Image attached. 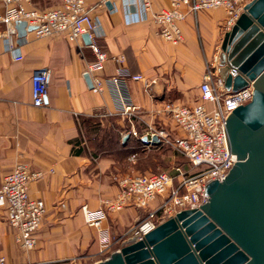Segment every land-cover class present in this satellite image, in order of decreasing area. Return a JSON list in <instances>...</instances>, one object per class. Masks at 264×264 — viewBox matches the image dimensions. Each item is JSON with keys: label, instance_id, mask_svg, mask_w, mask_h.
<instances>
[{"label": "crops", "instance_id": "0c3cea01", "mask_svg": "<svg viewBox=\"0 0 264 264\" xmlns=\"http://www.w3.org/2000/svg\"><path fill=\"white\" fill-rule=\"evenodd\" d=\"M30 1L38 9L61 2ZM86 1L100 21L94 42L107 56L95 72L103 81L101 92L92 91L93 74L87 73L91 87L84 78L96 56L82 36L73 42L61 34L39 38L24 26L18 34L26 35L28 41L19 50L6 51L0 40V186L4 174L17 162H26L30 170L42 173L30 182L29 195L43 200L46 207L31 250L16 244L14 230L0 208V258L6 264H64L73 259L92 264L125 244L124 228L142 219L138 211L143 208L102 210L100 200L118 191L113 176L119 173L114 172L115 151L103 148L100 133L112 127L119 132L122 145L118 151L135 149V142L145 148L144 155L165 146V171L174 173L181 154L161 142L158 134L174 138L179 132L172 121V127L168 126L162 105L195 102L205 58L218 49L225 32V11L207 9L180 23L184 40L173 45L158 36L157 24L140 12L139 0H107L111 7L106 2L99 6V0ZM166 6L168 0H151L153 10ZM17 54L18 60L14 59ZM44 68L49 71L47 95L44 106L36 107L31 101L30 77ZM120 69L121 88L111 81ZM135 75L141 78L134 79ZM123 103L133 112H119ZM168 128L178 134L170 137ZM150 132H156V143L143 141ZM106 138L112 141L109 135ZM84 205L92 217L100 218L99 228L86 223Z\"/></svg>", "mask_w": 264, "mask_h": 264}, {"label": "built area", "instance_id": "2783aa9c", "mask_svg": "<svg viewBox=\"0 0 264 264\" xmlns=\"http://www.w3.org/2000/svg\"><path fill=\"white\" fill-rule=\"evenodd\" d=\"M107 0H99L104 5ZM249 0H168V6L153 10L151 0H139V10L157 24L158 36L173 45L183 40L181 22L188 16L196 18L200 11L222 8L225 11L224 31L229 30ZM0 40L8 52H14L24 45L26 35L18 34L16 24L25 22V28L32 26L36 37H48L61 34L69 41H78L83 34H88L89 46L95 53L96 60L87 65L86 73L91 76L92 91L101 92L102 79L95 74L107 56L100 51L94 42L100 27L98 16L90 13L86 0H61L60 4L48 9H38L30 0H0ZM142 18L141 14H135ZM219 46L210 58H205L204 74L198 86L199 94L193 104L177 101H166L162 111L174 123L179 134L169 138L167 134H158L159 140L171 145L187 161L188 169L173 166L174 173L161 170L147 173H124L114 175L118 191L111 198L101 199L103 211L119 212L126 207L146 209L144 218L129 230L124 239L127 244L142 238L165 219L177 212L190 208H200L199 203L207 201L204 192L205 184L210 180H222L234 164L235 154L231 153L226 134L225 117L237 106L248 102L252 96L253 86L236 91L228 90L221 79L219 68ZM15 55L14 59H20ZM121 58V56H120ZM229 68V72L234 71ZM118 76L111 81L119 88L123 80ZM134 79L141 75L132 76ZM31 101L36 107L44 106L48 81V69L36 70L30 77ZM125 102V97L122 99ZM123 114H130L133 108L123 103L120 109ZM144 136L151 143L153 134ZM40 171H32L26 162L19 161L4 174L0 186V208L5 210V220L14 230L16 244L22 250H31L36 245L35 233L39 229L46 207L41 199L29 195V184L40 177ZM85 221L88 225L99 228L100 218L92 217L86 205L82 206ZM102 250V249H101ZM0 264H6L0 258Z\"/></svg>", "mask_w": 264, "mask_h": 264}, {"label": "water", "instance_id": "95a60500", "mask_svg": "<svg viewBox=\"0 0 264 264\" xmlns=\"http://www.w3.org/2000/svg\"><path fill=\"white\" fill-rule=\"evenodd\" d=\"M24 26L17 22L18 32ZM82 38L90 44L88 34ZM218 57L226 89L253 86L250 100L225 117L236 161L222 180L205 184L208 200L200 208L177 212L92 264H264V0L245 4L224 32Z\"/></svg>", "mask_w": 264, "mask_h": 264}, {"label": "rangeland", "instance_id": "374dc122", "mask_svg": "<svg viewBox=\"0 0 264 264\" xmlns=\"http://www.w3.org/2000/svg\"><path fill=\"white\" fill-rule=\"evenodd\" d=\"M168 119V126L172 127L171 125V120L167 116ZM168 130L171 131V128H168ZM101 132V139H100V144L103 146L104 149L106 150H114L115 151V159L117 160V166L114 169L115 173L119 174H124V173H147V172H158L161 170H166V158L167 155H162V153L166 154V147L161 146L159 150L157 151H146L149 152L148 155H144L143 152H145V148H143L139 143L135 142L134 146L136 147L135 149H130L129 151H118L117 149H120L122 143H121V138H120V133L117 132L115 129H106L104 128ZM178 134L177 130L174 129L171 131V136ZM111 138V142L108 141V138L104 139L105 137ZM168 145V144H165ZM182 167L184 166L185 168H188V163L185 160V158L181 155L179 156L178 161H177ZM142 209V208H139ZM141 218L144 217L146 210L142 209L138 211ZM140 218V219H141ZM138 221V220H137ZM136 223L128 224L124 228L126 232L123 234L122 240L126 239L130 234L128 230ZM116 250V249H115ZM113 252V251H112ZM64 264H86L84 261L79 260H69L67 263Z\"/></svg>", "mask_w": 264, "mask_h": 264}, {"label": "trees", "instance_id": "16d2710c", "mask_svg": "<svg viewBox=\"0 0 264 264\" xmlns=\"http://www.w3.org/2000/svg\"><path fill=\"white\" fill-rule=\"evenodd\" d=\"M183 168H185L184 166H183ZM170 173V172H169Z\"/></svg>", "mask_w": 264, "mask_h": 264}, {"label": "bare ground", "instance_id": "6f19581e", "mask_svg": "<svg viewBox=\"0 0 264 264\" xmlns=\"http://www.w3.org/2000/svg\"><path fill=\"white\" fill-rule=\"evenodd\" d=\"M117 250V249H116Z\"/></svg>", "mask_w": 264, "mask_h": 264}]
</instances>
